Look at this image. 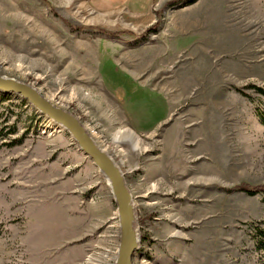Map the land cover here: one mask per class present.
I'll return each instance as SVG.
<instances>
[{"label":"rangeland","instance_id":"374dc122","mask_svg":"<svg viewBox=\"0 0 264 264\" xmlns=\"http://www.w3.org/2000/svg\"><path fill=\"white\" fill-rule=\"evenodd\" d=\"M0 74L119 164L133 264H264V0H0ZM137 148L132 147L136 144ZM117 204L66 131L0 92V264H115Z\"/></svg>","mask_w":264,"mask_h":264},{"label":"water","instance_id":"95a60500","mask_svg":"<svg viewBox=\"0 0 264 264\" xmlns=\"http://www.w3.org/2000/svg\"><path fill=\"white\" fill-rule=\"evenodd\" d=\"M0 92L20 96L41 115L66 130L79 149L105 176L117 204L120 226V240L115 264H133L140 246V232L137 226L134 197L119 164L105 149L101 148L77 116L54 104L37 88L0 74Z\"/></svg>","mask_w":264,"mask_h":264},{"label":"trees","instance_id":"16d2710c","mask_svg":"<svg viewBox=\"0 0 264 264\" xmlns=\"http://www.w3.org/2000/svg\"><path fill=\"white\" fill-rule=\"evenodd\" d=\"M263 98H264V88L259 87L256 85L252 86ZM257 114L260 117L262 123L264 124V106L263 108L257 109ZM243 191H246L250 195H257L259 193H262L264 195V187H249L244 186L241 188ZM261 225H257L254 227V230L256 232L257 236V248L264 252V222H261Z\"/></svg>","mask_w":264,"mask_h":264},{"label":"bare ground","instance_id":"6f19581e","mask_svg":"<svg viewBox=\"0 0 264 264\" xmlns=\"http://www.w3.org/2000/svg\"><path fill=\"white\" fill-rule=\"evenodd\" d=\"M50 101H52V99H50L49 97H47ZM53 123V122H52ZM54 125H55V123H53ZM57 126V125H56ZM57 127H59V128H61L60 126H57ZM61 129H63V128H61ZM64 130V129H63ZM137 145H138V143H136V144H133L132 145V147L134 148V149H136L137 148ZM93 264H95V263H93Z\"/></svg>","mask_w":264,"mask_h":264}]
</instances>
